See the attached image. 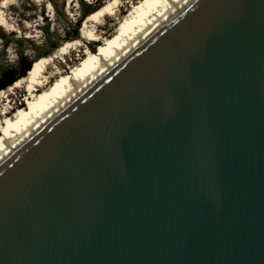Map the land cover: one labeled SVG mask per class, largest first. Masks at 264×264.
<instances>
[{"label":"water","instance_id":"water-1","mask_svg":"<svg viewBox=\"0 0 264 264\" xmlns=\"http://www.w3.org/2000/svg\"><path fill=\"white\" fill-rule=\"evenodd\" d=\"M0 264H264V0H193L1 161Z\"/></svg>","mask_w":264,"mask_h":264},{"label":"bare ground","instance_id":"bare-ground-1","mask_svg":"<svg viewBox=\"0 0 264 264\" xmlns=\"http://www.w3.org/2000/svg\"><path fill=\"white\" fill-rule=\"evenodd\" d=\"M192 1L108 0L88 14L78 39L40 57L24 76L0 89V162ZM15 4L16 0H0V26L13 31L5 11ZM95 43L98 52L90 55ZM16 91L24 92L22 102L27 107L21 112Z\"/></svg>","mask_w":264,"mask_h":264},{"label":"rangeland","instance_id":"rangeland-1","mask_svg":"<svg viewBox=\"0 0 264 264\" xmlns=\"http://www.w3.org/2000/svg\"><path fill=\"white\" fill-rule=\"evenodd\" d=\"M107 1L16 0L17 5L5 11L9 18L8 23L13 26L14 31L8 29L9 27L0 26V89H7L15 80L24 76L27 67L29 68L40 57L53 54L67 41L78 39L81 19L84 18L83 11L96 10ZM85 4H91V7ZM118 29L110 32L105 39H111ZM97 50L98 46L95 43L90 55L97 53ZM53 86L54 83L51 87ZM23 95L24 92L19 91L14 95L18 96L16 104L23 105L19 112L27 107L22 102ZM14 96H11V99ZM15 115V118L19 116Z\"/></svg>","mask_w":264,"mask_h":264},{"label":"trees","instance_id":"trees-1","mask_svg":"<svg viewBox=\"0 0 264 264\" xmlns=\"http://www.w3.org/2000/svg\"><path fill=\"white\" fill-rule=\"evenodd\" d=\"M85 6H87V7H91V4H85ZM94 11V10H93ZM93 11H89V10H87V9H85L84 11H83V17L85 18L88 14H90L91 12H93ZM83 18V19H84ZM81 21H82V19H81ZM80 22V20L78 21V23ZM28 70V67H27V69H26V71Z\"/></svg>","mask_w":264,"mask_h":264}]
</instances>
